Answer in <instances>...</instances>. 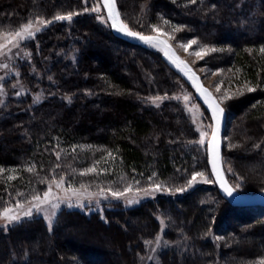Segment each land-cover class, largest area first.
Returning <instances> with one entry per match:
<instances>
[{"label": "trees", "instance_id": "obj_1", "mask_svg": "<svg viewBox=\"0 0 264 264\" xmlns=\"http://www.w3.org/2000/svg\"><path fill=\"white\" fill-rule=\"evenodd\" d=\"M114 1L134 33L166 24L211 48L213 67L237 90V102L223 104V172L239 193L264 191V0ZM34 20L51 23L0 61V212L59 179L90 189V176L124 177L167 191L0 228V264H143L157 239L166 244L147 264H262L264 208L220 196L207 141L174 98L178 81L190 85L162 52L115 37L102 0H0V32ZM196 173L208 179L188 189Z\"/></svg>", "mask_w": 264, "mask_h": 264}, {"label": "rangeland", "instance_id": "obj_2", "mask_svg": "<svg viewBox=\"0 0 264 264\" xmlns=\"http://www.w3.org/2000/svg\"><path fill=\"white\" fill-rule=\"evenodd\" d=\"M2 1V0H1ZM103 6L104 0H102ZM44 21V20H43ZM122 22V21H121ZM33 27L30 29L35 35L36 29L39 26L43 25L40 23V20L33 21ZM47 24V23H45ZM123 24V22H122ZM126 26L125 24H123ZM127 28V26H126ZM155 28V27H154ZM128 29V28H127ZM21 32V36H17L16 33ZM155 35H159L164 38V40L169 43L176 54V56L187 62L194 71L200 76L203 85H205L209 90L214 94L218 102L223 106L224 102H237L235 101L237 98V90H235L232 86L234 84L227 80V72L222 69H217L213 67L215 65L213 58L211 57V48L200 45L196 39L187 38L181 36L182 32L179 31L175 34L174 30H171L170 26L166 24H162L160 27L156 28L153 31ZM180 33V34H179ZM26 33H23L22 29L18 31H1L0 32V61L6 60L10 53L13 51V47L17 45V41L24 39ZM33 35V36H34ZM195 41V43H192ZM187 46V47H185ZM148 48L153 50H160L161 49L155 45H147ZM162 52V51H161ZM196 53H199L197 55ZM6 65L0 64V70L4 69ZM177 89L176 93L174 94L175 100L182 102L185 107V110L189 117H191L192 121H194L196 127L198 128L199 133H204L203 138L208 140L212 133V122L206 120V114L204 109L201 105L196 101L194 97L193 90L188 87L187 85L177 82ZM217 86H219V91L217 90ZM187 97V99H185ZM227 118V114H226ZM228 124V128H227ZM226 129L227 132L229 130V121L227 122L226 119ZM225 131L223 135V143H225L229 137H227V133ZM236 144L237 141L235 142ZM207 144V142H206ZM234 170L242 169L244 172H253L255 169L254 165H245L242 164L241 166L238 164H234ZM255 171V170H254ZM236 172V171H235ZM80 173H85L81 171ZM92 174V173H90ZM90 179L86 180L87 183L84 185L90 184V189H81L80 187L74 188L73 184L67 183L64 179L53 180L48 185L46 190L39 196V195H32L30 198H23L20 201L8 205L0 212V228H5L7 226L12 225L15 222L20 221L23 218L28 217H36L40 216L44 219L47 224L52 223L55 218L56 213L59 209H80L81 211H85L87 213L95 212L100 210L102 204L106 203H114V202H121L124 203L126 206H133L137 205L138 203L149 199L153 196L156 192H160V190L167 191V187L165 183L158 184L157 182L154 183L152 181H147L150 183V187L141 188L139 187L138 183H135L132 179L126 178H119L117 182L112 184L108 181H100L101 179H97L95 176H90ZM207 177L205 175L196 177L195 181H192L191 185L188 186V189L193 188L195 185L199 183H205L207 181ZM192 180V179H191ZM108 182V183H107ZM159 186V188H157ZM84 187V186H83ZM49 192V196L47 200H45V193ZM116 195H113V194ZM239 193V192H238ZM242 194V193H240ZM243 195H249L248 193H244ZM34 197H39V201L34 199ZM131 201V203H129ZM39 204V211L36 208V205ZM69 205H72L69 207ZM55 206V207H54ZM255 208V207H253ZM9 209L10 212L8 215H16L19 216L18 220L9 221L8 217L4 215L5 210ZM252 209V208H251ZM31 211V215H24L25 212ZM109 240V236H106ZM163 242V243H162ZM159 243L166 244L164 241L157 239L156 241L149 243L148 248L149 252L144 258V263H149L152 259L151 257L156 252L157 248L159 247ZM114 246V245H113ZM160 248V247H159ZM155 261V259L153 260ZM143 263V264H144ZM157 263V262H156Z\"/></svg>", "mask_w": 264, "mask_h": 264}, {"label": "water", "instance_id": "obj_3", "mask_svg": "<svg viewBox=\"0 0 264 264\" xmlns=\"http://www.w3.org/2000/svg\"><path fill=\"white\" fill-rule=\"evenodd\" d=\"M115 3V1H114ZM105 13L110 21V29L113 35L117 38L129 41L134 44L139 45H155L159 47L162 51V58L167 62L169 66L180 73L186 82L190 85L194 92V97L196 101L201 105V107L208 113L212 122V133L207 140L206 144V155H207V165L211 172V175L216 183L220 196L226 200L231 206L235 207H262L264 208V191L256 192L249 195H243L235 191L229 182L227 181L225 174L223 172L222 166V149H223V135L226 129V111L224 107L218 102L214 94L203 85L200 76L194 71V69L185 61L179 59L174 53L171 45L167 43L163 37L159 35H141L148 37V40H142L138 36L130 35L129 33H134L129 29L125 28L121 22L118 15L114 21L110 18L109 10L105 7ZM114 13L117 12L116 5L113 9ZM183 62V63H181ZM211 105V106H210ZM218 105L222 109V113H218L216 117L213 116V107ZM213 132L216 133L217 150L218 157L216 159V172L213 171V156L209 149V144L212 141ZM217 172L219 173L217 175Z\"/></svg>", "mask_w": 264, "mask_h": 264}, {"label": "snow or ice", "instance_id": "obj_4", "mask_svg": "<svg viewBox=\"0 0 264 264\" xmlns=\"http://www.w3.org/2000/svg\"><path fill=\"white\" fill-rule=\"evenodd\" d=\"M104 4H105V7L108 8L109 10V15H110V18H112L114 21L116 20V18L118 17V13H114L113 12V9L115 7V3H114V0H104ZM94 10H99V8L97 7L96 9ZM72 18V14H69L68 16H56L55 19L56 20H70ZM40 23L41 24H45V23H51V21H43V20H40ZM33 27V24L32 22L30 21L28 24L24 25L23 26V33H26L27 34V37L31 38L34 33L32 31H30V29ZM126 28V26H124ZM40 29L37 28L36 31H39ZM156 30V29H154ZM130 35H133V36H138L140 39L142 40H148L149 38L148 37H144V36H141L139 33H129ZM17 36H21L22 33L21 32H17L16 33ZM192 43H195V41H192ZM187 47V46H185ZM261 52H264V49H261ZM197 55H199V53H196ZM183 63V62H181ZM217 90L219 91V86H217ZM252 89H249V91H251ZM37 99H39L37 97ZM156 99H160L159 97H157ZM185 99H187V97H185ZM211 106V105H210ZM222 109L219 108L218 105L214 106L213 107V116L216 117L218 115V113H222ZM201 135H205L204 133H201ZM201 143H203V140L200 141ZM209 149L212 153V156H213V160H212V164H213V171L216 172V159L218 157V150H217V141H216V133L213 132V137H212V141L210 142L209 144ZM30 171L32 169H29ZM219 173L217 172V175ZM203 173H196L193 175L192 177V180L189 181V185H191L192 181H195L196 180V177L197 176H202ZM157 188H159V186H157ZM113 195H116L115 193ZM49 196V192H46L45 193V200H47V197ZM34 199H36L37 201H39V197H34ZM129 203H131V201H129ZM72 205H69V207H71ZM55 207V206H54ZM36 208L37 210L39 211V204L36 205ZM10 212L9 209H6L5 210V213L4 215L8 217V220L11 222L13 220H18L19 219V216H16V215H8V213ZM24 215H31V211H28V212H25ZM262 264H264V262H262Z\"/></svg>", "mask_w": 264, "mask_h": 264}]
</instances>
